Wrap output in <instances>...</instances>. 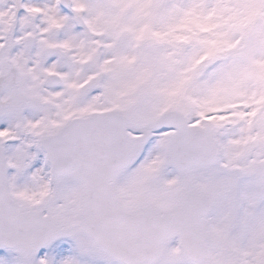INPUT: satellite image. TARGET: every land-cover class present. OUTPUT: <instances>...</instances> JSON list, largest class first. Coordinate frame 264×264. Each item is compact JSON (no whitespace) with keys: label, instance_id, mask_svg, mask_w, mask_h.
Segmentation results:
<instances>
[{"label":"snow or ice","instance_id":"snow-or-ice-1","mask_svg":"<svg viewBox=\"0 0 264 264\" xmlns=\"http://www.w3.org/2000/svg\"><path fill=\"white\" fill-rule=\"evenodd\" d=\"M0 264H264V0H0Z\"/></svg>","mask_w":264,"mask_h":264},{"label":"rangeland","instance_id":"rangeland-1","mask_svg":"<svg viewBox=\"0 0 264 264\" xmlns=\"http://www.w3.org/2000/svg\"><path fill=\"white\" fill-rule=\"evenodd\" d=\"M0 255H3V250H0Z\"/></svg>","mask_w":264,"mask_h":264}]
</instances>
